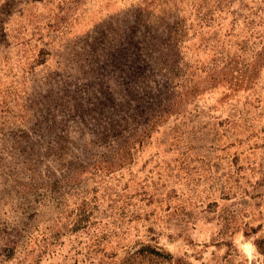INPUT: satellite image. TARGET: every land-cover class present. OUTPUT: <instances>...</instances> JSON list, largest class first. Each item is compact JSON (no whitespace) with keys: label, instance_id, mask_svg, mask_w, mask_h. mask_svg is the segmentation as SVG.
<instances>
[{"label":"rangeland","instance_id":"obj_1","mask_svg":"<svg viewBox=\"0 0 264 264\" xmlns=\"http://www.w3.org/2000/svg\"><path fill=\"white\" fill-rule=\"evenodd\" d=\"M264 0H0V264H264Z\"/></svg>","mask_w":264,"mask_h":264},{"label":"trees","instance_id":"obj_2","mask_svg":"<svg viewBox=\"0 0 264 264\" xmlns=\"http://www.w3.org/2000/svg\"><path fill=\"white\" fill-rule=\"evenodd\" d=\"M261 247H262V249H261V250H262V254L264 255V241L261 242V246H260V248H261Z\"/></svg>","mask_w":264,"mask_h":264}]
</instances>
